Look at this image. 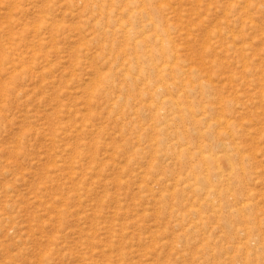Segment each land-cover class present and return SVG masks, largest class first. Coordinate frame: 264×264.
<instances>
[{"label":"rangeland","instance_id":"obj_1","mask_svg":"<svg viewBox=\"0 0 264 264\" xmlns=\"http://www.w3.org/2000/svg\"><path fill=\"white\" fill-rule=\"evenodd\" d=\"M0 264H264V0H0Z\"/></svg>","mask_w":264,"mask_h":264},{"label":"bare ground","instance_id":"obj_2","mask_svg":"<svg viewBox=\"0 0 264 264\" xmlns=\"http://www.w3.org/2000/svg\"><path fill=\"white\" fill-rule=\"evenodd\" d=\"M154 16V15H153ZM113 27V26H112ZM133 27V26H132ZM162 43V42H161ZM163 44H165V43H163ZM161 45L162 44H160V47H161ZM166 46V45H165ZM163 47V46H162ZM166 48H167V46H166ZM166 52H167V50H165ZM94 89V88H93ZM158 91H162V88H161V86L160 87H158L157 89H156V92H158ZM127 94H129V93H127ZM161 95V94H160ZM119 98V97H118ZM177 101V100H176ZM176 101L174 102V104H175V106H177L178 107V103H176ZM172 102V101H171ZM171 104H173V103H171ZM124 110V109H123ZM123 118V117H122Z\"/></svg>","mask_w":264,"mask_h":264}]
</instances>
